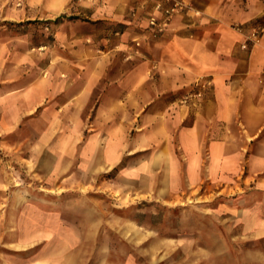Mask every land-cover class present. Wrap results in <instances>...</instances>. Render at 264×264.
I'll use <instances>...</instances> for the list:
<instances>
[{
  "label": "crops",
  "instance_id": "0c3cea01",
  "mask_svg": "<svg viewBox=\"0 0 264 264\" xmlns=\"http://www.w3.org/2000/svg\"><path fill=\"white\" fill-rule=\"evenodd\" d=\"M70 1L3 8L11 21H58V51L40 66L47 53L0 37V162L14 166H0V192L23 172L163 201L236 191L230 207L264 239V32L251 38L264 0H184L191 10L155 38L156 0H94L95 20L124 24L93 35L65 21Z\"/></svg>",
  "mask_w": 264,
  "mask_h": 264
},
{
  "label": "rangeland",
  "instance_id": "374dc122",
  "mask_svg": "<svg viewBox=\"0 0 264 264\" xmlns=\"http://www.w3.org/2000/svg\"><path fill=\"white\" fill-rule=\"evenodd\" d=\"M24 4L10 1L0 7V37L47 53L39 61L46 65L58 51V21L54 27L44 20L6 19L3 8ZM94 4L71 0L65 21L88 35L123 26L122 18L95 20ZM5 160L0 166L7 164L12 172L14 166ZM81 179L50 184L24 172L8 178L0 192V264H264V239H254L241 222L243 210L229 205L236 191L227 192V198L198 192L163 201L115 193L102 180Z\"/></svg>",
  "mask_w": 264,
  "mask_h": 264
},
{
  "label": "built area",
  "instance_id": "2783aa9c",
  "mask_svg": "<svg viewBox=\"0 0 264 264\" xmlns=\"http://www.w3.org/2000/svg\"><path fill=\"white\" fill-rule=\"evenodd\" d=\"M153 10L159 15L150 16L148 18V30L152 38L161 35L168 27L169 21L172 18L181 16L182 14L191 10V6L184 2V0H156ZM259 31L264 32V28L256 30L251 38L257 40ZM136 47L139 46L137 41L134 42ZM207 83L199 85V90L195 93L196 98H201L204 90L206 89Z\"/></svg>",
  "mask_w": 264,
  "mask_h": 264
}]
</instances>
